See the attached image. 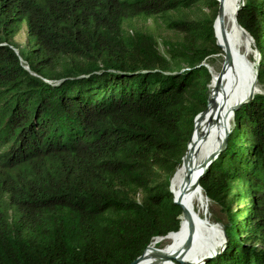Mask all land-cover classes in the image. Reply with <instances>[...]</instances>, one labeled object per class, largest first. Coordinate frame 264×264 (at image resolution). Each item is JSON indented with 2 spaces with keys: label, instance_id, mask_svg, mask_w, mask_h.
<instances>
[{
  "label": "trees",
  "instance_id": "1",
  "mask_svg": "<svg viewBox=\"0 0 264 264\" xmlns=\"http://www.w3.org/2000/svg\"><path fill=\"white\" fill-rule=\"evenodd\" d=\"M217 6L0 0V264H130L177 233L170 180L210 108ZM152 17L172 35L132 24ZM23 20L35 46L16 52ZM236 20L264 89V0ZM213 165L198 185L226 242L203 264H264V92L234 110Z\"/></svg>",
  "mask_w": 264,
  "mask_h": 264
},
{
  "label": "bare ground",
  "instance_id": "2",
  "mask_svg": "<svg viewBox=\"0 0 264 264\" xmlns=\"http://www.w3.org/2000/svg\"><path fill=\"white\" fill-rule=\"evenodd\" d=\"M239 1L221 0L219 18L214 25L217 43L223 52L222 69L217 79L225 85L227 95L225 102L219 107L210 106L187 147L173 180L176 199L184 210L181 227L177 233H169L164 238L152 240L144 250L142 258L134 264H170L172 258L188 260V255L197 246H202L206 240L207 229L200 215L204 208V199L196 182L202 164L219 148L229 128L233 107L243 100V93L250 90L253 83L251 71L258 59L248 33L240 28L235 17ZM250 54L253 61L249 59ZM245 61L248 64V71L241 66ZM164 239L166 240L164 247L156 248Z\"/></svg>",
  "mask_w": 264,
  "mask_h": 264
},
{
  "label": "rangeland",
  "instance_id": "3",
  "mask_svg": "<svg viewBox=\"0 0 264 264\" xmlns=\"http://www.w3.org/2000/svg\"><path fill=\"white\" fill-rule=\"evenodd\" d=\"M217 2H218V6H219L220 5L219 3L221 2V0H220V2L217 0ZM218 6H217V13H218ZM207 12H208V9L207 8H203V10L201 12L195 11L193 16L199 15L200 13H207ZM216 21H218V20L215 19V22ZM215 22L213 24V28H214ZM132 24L135 27H138V28H141V29H149V30H151L152 32L155 33V35L157 36V38L159 40H161L162 38H168V37H170L172 35V32H170L169 30H167L165 28V26L163 24V20L161 18H159V17H154V18L152 17V18H148V19H139V18H137V19H134L132 21ZM214 33H215V28H214ZM215 39H216V42H217L216 36H215ZM11 44L15 47V51L16 52H18V49H21V48H24V47H26V48L28 47V48L31 49V48H33L35 46L34 38L28 37V35H27V28H26L25 20L22 21L21 26H20V30L18 31V33L12 39V43ZM217 46H218V48L220 50L219 53H217L216 55H214L213 57L208 59L209 63H207L206 65L208 66L209 71L212 73L211 84H209V95H208L209 105L210 106L219 107V106H222L224 104L223 102H225V99H226L227 95H226V90H225L224 83L217 79L218 75L220 74V71L222 69L221 67H222V64H223V52H222V49H221V47L219 46L218 43H217ZM252 47H253V44H252ZM254 52L256 53L255 50H254ZM249 59L251 61H253L252 54L249 55ZM256 61H257V59H256ZM22 63L25 64V62L23 60H22ZM245 63H246V61L243 64L241 63V66L246 71H248V64L247 63L245 64ZM255 68H256V63H255V66H254L253 70L251 71V76H252L253 83L251 84L250 90L248 92L243 93V95H242L243 100L239 102L240 105L242 103L246 102L248 99H250L255 93L264 92V89L261 88V86H259L255 82V80H256L255 79V72H254ZM208 101H207V103H208ZM231 114H232V118H231V121H230V125L232 124V121H233L234 111L231 112ZM204 117L201 118L200 124H201L202 120L204 119ZM200 124H199V127H200ZM230 125H229V127H230ZM223 138H224V136H223ZM223 141L224 140L221 141V144L219 145V148L222 147V146H225L226 141H224V142ZM217 150L215 151L213 156L210 157L211 160L209 161L208 165L205 167L204 171L209 169L211 166H214L213 165L214 161L219 157L220 152L222 151V149L219 152H217ZM177 168H178V166H177ZM174 176H176V171H175V175ZM169 189H170V191L172 193L174 202L177 203L178 205H180V203L176 199V196H175V193H174V190H173V181H171V180H170ZM236 190L237 189L235 187L231 188L230 195L232 193L236 192ZM201 193H202L203 199H204V208L200 211V215H201V221L203 222V224L205 225V227H206V229L208 231V232L205 231V233L207 235L206 236V240L204 241L202 246H197V248H195L188 255V258H189L188 260H182L180 258H176V259L172 258L174 261H178L181 264H203L204 262L203 263H199V262H201L204 258H207L209 256H212V258H213L222 249V247L224 246V244L226 242V239H225V236L222 233L221 227H220L219 223L217 222V219L219 217H222L219 204L209 200L206 197V195L204 194L203 191H201ZM236 205H237L236 203H233L232 204V208H235ZM183 216H184V214L182 212V214L180 215L181 219L183 218ZM188 226H189V224H188ZM155 239H157V238H155ZM165 243H166V240L164 239L160 243H158V245H156V248H158V249L163 248ZM172 259L170 260L171 261L170 264H172Z\"/></svg>",
  "mask_w": 264,
  "mask_h": 264
},
{
  "label": "water",
  "instance_id": "4",
  "mask_svg": "<svg viewBox=\"0 0 264 264\" xmlns=\"http://www.w3.org/2000/svg\"><path fill=\"white\" fill-rule=\"evenodd\" d=\"M219 2H220V0H218ZM243 5V0H240L239 2H238V4H237V8H236V10H235V17H236V14H237V11L241 8V6ZM218 18H219V6H218V13H217V15H216V18L215 19H217L218 20ZM214 22H215V20H214ZM240 26V25H239ZM241 28V27H240ZM242 30H244L243 28H241ZM245 31V30H244ZM249 35V34H248ZM249 38H250V40H251V42H252V44H253V39H252V37L249 35ZM253 46H254V44H253ZM256 51V50H255ZM256 53H257V51H256ZM257 56H258V53H257ZM259 59V58H258ZM258 59H257V61H258ZM257 61H256V63H257ZM256 71H257V66H256V68H255V79H256ZM239 105H240V103H238V104H236L234 107H233V109H232V111L231 112H233L235 109H237L238 107H239ZM228 133H229V129L227 130V132L225 133V135H224V138H223V140L224 141H226L225 139H226V137H227V135H228ZM223 141V142H224ZM225 146H222V147H220L218 150H217V152H219L221 149L223 150V148H224ZM213 156V155H212ZM211 156V157H212ZM211 160V158H209L207 161H205L203 164H202V167H201V173H200V175H199V177H198V180L200 179V176L202 175V173L204 172V169H205V167L208 165V163H209V161ZM198 180H197V182H196V186L198 187L199 185H198ZM182 206V205H181ZM182 208V212H184V210H183V207H181ZM144 253V252H143ZM215 255V254H214ZM142 256H143V254L141 255V256H139L138 258H136L133 262H131L130 264H134V263H136L138 260H140L141 258H142ZM210 258H212V256H209V257H207V258H204L201 262H199V263H203V262H206V261H208ZM175 259V258H174Z\"/></svg>",
  "mask_w": 264,
  "mask_h": 264
}]
</instances>
